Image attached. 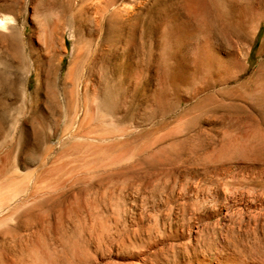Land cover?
I'll list each match as a JSON object with an SVG mask.
<instances>
[{
    "label": "rangeland",
    "instance_id": "rangeland-1",
    "mask_svg": "<svg viewBox=\"0 0 264 264\" xmlns=\"http://www.w3.org/2000/svg\"><path fill=\"white\" fill-rule=\"evenodd\" d=\"M0 19V264H264V0Z\"/></svg>",
    "mask_w": 264,
    "mask_h": 264
},
{
    "label": "bare ground",
    "instance_id": "bare-ground-1",
    "mask_svg": "<svg viewBox=\"0 0 264 264\" xmlns=\"http://www.w3.org/2000/svg\"><path fill=\"white\" fill-rule=\"evenodd\" d=\"M3 16H4V15H3ZM3 18H4V17H3ZM6 18H7V17H6ZM5 20H6V19H0V26L3 27V28H5V25H6ZM10 21H11V20H10ZM10 21H9V22H10ZM11 23H12V22H11ZM7 25H8V24H7ZM6 27H7V26H6ZM0 29H1V28H0ZM5 29H6V28H5ZM3 30H4V29H3ZM7 30H8V29H7ZM9 32H10V31H9ZM21 32H22V31H21ZM5 33H6V31H5ZM3 34H4V33H3ZM4 35H5V34H4ZM10 35H11V34H10ZM11 36H12V35H11ZM8 41H9V40H8ZM2 43H3V42H2ZM2 43L0 44V46H2ZM53 43H54V42H53ZM3 45H5V44H3ZM8 46H9V45H8ZM13 46H14V45H13ZM10 47H11V46H10ZM18 51H19V50H18ZM12 52H13V51H12ZM13 54H14V53H13ZM12 59H13V58H12ZM4 62H5V61H4ZM4 65H6V63H5ZM5 68H6V67H5ZM25 71H26V70H25ZM34 73H35V72H34ZM38 73H39V72H38ZM14 74H15V73H14ZM27 75H29V73H28ZM18 76H20V75H18ZM0 77H1V76H0ZM21 78H23V76H22ZM8 79H9V78H8ZM17 79L19 80V77H18ZM19 81H20V80H19ZM22 81H23V80H22ZM13 82L15 83V80H13L11 83H13ZM39 82H40V81H39ZM11 83H10V84H11ZM22 83H23V82H22ZM19 84H20V83H19ZM19 86H20V85H19ZM10 90H11V89H10ZM14 92H15V91H14ZM11 93H12V92H11ZM14 94H15V93H14ZM25 97H26V96H25ZM263 109H264V108H263ZM200 117H201V116H200ZM196 123H197V122H196ZM242 124H243V123H242ZM244 124H245V123H244ZM248 124H249V123H248ZM256 138H257V137H256ZM238 143H239V142H238ZM244 145H245V144H244ZM172 148H174V147H172ZM172 148H171V149H172ZM172 150H173V149H172ZM174 150H175V149H174ZM177 150H178V149H177ZM175 151H176V150H175ZM19 152H20V151H19ZM166 152H167V151H166ZM240 152H241V150H240ZM167 154H168V153H167ZM178 154H179V153H178ZM181 154H182V153H181ZM228 155H229V154H228ZM132 157H133V156H132ZM217 157H218V156H217ZM219 157H220V156H219ZM130 158H131V157H130ZM130 158H129V159H130ZM135 158H136V157H135ZM179 159H180V158H179ZM198 159H199V158H198ZM134 160H135V159H134ZM189 160H191V159H189ZM130 161H131V160H130ZM239 161H240V160H239ZM174 162H175V161H174ZM190 162H191V161H190ZM194 162H195V160H194ZM227 164H228V163H227ZM235 164H236V163H235ZM193 165H194V164H193ZM193 165H191V166H193ZM216 165H217V164H216ZM252 165H253V164H252ZM217 166L219 167V165H217ZM225 166H226V165H225ZM225 166H224V167H225ZM227 166H228V165H227ZM248 166H249V165H248ZM237 167H238V166H237ZM237 167H236V168H237ZM194 168H196V167H194ZM244 169H245V168H244ZM183 170H184V169H183ZM188 170H189V169H188ZM248 170H249V169H248ZM251 170H252V169H251ZM177 171H178V170H177ZM236 171H237V170H236ZM242 171H243V170H242ZM242 171H241V172H242ZM246 171H247V170H246ZM182 172H183V171H182ZM186 172H187V171H186ZM190 172H191V171H190ZM196 172H197V171H196ZM196 172H195V174H196ZM222 172H223V170H222ZM224 172H225V171H224ZM234 172H235V171H234ZM244 172H245V171H244ZM227 173H228V172H227ZM237 173H239V172L237 171ZM229 174H230V173H229ZM233 174H234V173H233ZM247 174H248V173H247ZM184 175H185V174H184ZM198 175H199V174H198ZM230 175H231V174H230ZM230 175H229V177H230ZM203 176H204V175H203ZM217 177H218V176H217ZM233 177H234V175H233ZM213 178H214V177H213ZM242 178H243V177H242ZM256 178H257V177H256ZM204 179H205V178H204ZM217 179H218V178H217ZM218 180H219V179H218ZM227 180H228V179H227ZM236 180H237V179H236ZM256 180H258V179H256ZM185 181H186V180H185ZM201 181H202V180H201ZM165 182H166V181H165ZM232 182H233V180H232ZM157 183H158V182H157ZM236 183H237V182H235V184H236ZM146 184H147V183H146ZM164 184H165V183H164ZM169 184H170V183H169ZM224 184H225V183H224ZM240 184H241V183H240ZM171 185H172V183H171ZM174 185H175V184H174ZM237 185H238V184H237ZM242 185H243V184H242ZM240 186H241V185H240ZM158 187H160V186H158ZM158 187H157V188H158ZM162 187H163V185H162ZM165 187H166V186H165ZM168 187H169V185H168ZM173 187L175 188V186H173ZM173 187H172V188H173ZM178 187H179V186H178ZM143 188H144V187H143ZM169 188H170V187H169ZM175 189H176V188H175ZM178 189H179V188H178ZM142 190H143V189H142ZM163 190H164V189H163ZM157 191H158V190H157ZM157 191H156V193H157ZM159 191H160V190H159ZM167 191H168V190H167ZM181 191H182V190H181ZM32 192H33V191H32ZM152 192H153V191H152ZM160 193H161V192H160ZM30 195H31V193H30ZM35 195H36V194H35ZM27 197H28V196H27ZM33 197H34V195H33ZM168 197H169V196H168ZM13 198H14V197H13ZM170 198H171V197H170ZM16 199H17V198H16ZM18 199H19V198H18ZM146 200H147V199H146ZM35 201H36V200H35ZM12 202H13V201H12ZM21 203H22V202H21ZM25 203H26V202H25ZM27 203H28V202H27ZM32 203L34 204V203H36V202H32ZM32 203H31V204H32ZM23 204H24V203H23ZM20 205H21V204H20ZM30 206H31V205H30ZM36 206H37V205H36ZM19 207H21V206H19ZM24 207L27 209V207H26L25 205H24ZM32 207H33V206H32ZM14 208H15V207H14ZM33 208H34V207H33ZM33 208H32V209H33ZM154 208H155V207H154ZM35 209H37V208H35ZM149 209H150V208H149ZM2 211H3V210H2ZM28 211H29V207H28ZM22 212H23V211H22ZM22 212H21V213H22ZM23 213H24V212H23ZM35 213H36V211H35ZM28 214H29V213H28ZM30 214H31V213H30ZM32 214H34V213H32ZM0 217H1V216H0ZM142 217H144V216H142ZM139 220H140V219H139ZM157 221H158V219H157ZM137 224H138V223H137ZM139 224H140V223H139ZM157 224H158V223H157ZM153 225H156V223H155V224L153 223ZM156 227H157V225H156ZM137 230H138V227H137ZM135 231H136V230H135ZM1 232H4V231H1ZM8 233H9V232H8ZM141 233H142V232H141ZM141 233H140V234H141ZM10 234H11V233H10ZM134 235H135V234H134ZM8 237H9V236H8ZM133 237H134V236H133ZM137 238H138V237H137ZM6 240H7V239H6ZM2 256H3V254H2ZM1 260L4 261L3 259H1ZM4 262H5V261H4ZM4 262H3V263H4ZM247 263H248V262H247Z\"/></svg>",
    "mask_w": 264,
    "mask_h": 264
}]
</instances>
